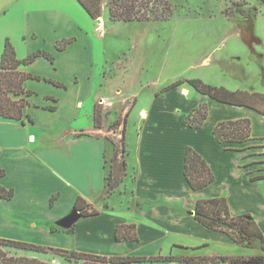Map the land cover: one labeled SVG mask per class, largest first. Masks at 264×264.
Returning <instances> with one entry per match:
<instances>
[{
    "label": "crops",
    "instance_id": "crops-1",
    "mask_svg": "<svg viewBox=\"0 0 264 264\" xmlns=\"http://www.w3.org/2000/svg\"><path fill=\"white\" fill-rule=\"evenodd\" d=\"M87 23L84 17L77 21L69 17L60 29L53 28L54 46L39 51L50 53L54 60L40 55L20 67L41 76L24 81L25 89L31 91L25 95L29 103L24 120L0 116V169L5 170L0 185L15 191L12 198L0 197V238L108 257L161 255L177 259L116 264H190L191 250L198 253L203 246L238 245L229 234L211 230L195 218L197 201L213 197H226L231 214L250 213L264 231V179H253L264 173L256 171V163L248 161L251 156L247 154L264 138V114L213 100L187 81L154 93L147 104L140 103L134 91L131 109L123 111L127 113L124 156L114 163L122 164L125 173L114 191L107 193L112 143L96 125L95 108L97 100L101 104L109 95L115 99L126 91L117 87L114 94L103 92L110 73L109 51L101 46L97 60L96 27L89 29ZM65 38L74 40L60 50L57 42ZM15 49L19 55L17 46ZM19 57L24 59L27 54ZM99 75L102 80L97 85ZM203 103L209 107L203 126L185 125L186 116ZM239 118L252 121L253 139L241 144L219 143L213 134L216 125ZM131 123L136 130L134 154L128 148ZM188 146L207 160L215 174V179L200 189H193L185 176ZM78 197L99 213L80 215L68 226L64 219ZM120 224H135L139 239L118 241ZM209 249L203 251L208 258L229 257ZM25 255L52 264L82 262L46 252Z\"/></svg>",
    "mask_w": 264,
    "mask_h": 264
},
{
    "label": "rangeland",
    "instance_id": "rangeland-1",
    "mask_svg": "<svg viewBox=\"0 0 264 264\" xmlns=\"http://www.w3.org/2000/svg\"><path fill=\"white\" fill-rule=\"evenodd\" d=\"M113 1L133 3V0H102L101 16L94 19L78 0H0V63L7 39L17 46L18 57L26 54L28 57L39 49L49 51L46 45L54 46L56 37L53 28L60 29V24L69 17L75 21L84 17L89 29L96 27L97 60L100 61L101 46L109 51L110 73L103 92L111 90L114 94L117 87L126 91L115 99L109 95L106 105L97 100L95 108L96 125L103 128L100 133L112 143L108 165L118 172L113 178L118 185L125 172L122 164L114 165V157L124 156L122 137L127 113L123 111L126 107L131 109L135 90L142 104H147L154 93L162 92L168 85L193 78L230 90L264 92V0H137L135 21L112 20L109 3ZM30 49L33 51L27 53ZM119 64L123 66L121 72L117 68ZM101 80L99 75L97 85ZM173 99L176 102V97ZM178 106L182 111V106ZM129 126L128 148L134 154L136 130L133 123ZM114 138L118 139L117 143ZM263 153L264 139L247 151L251 156L248 161L256 163V171L261 173H264V164L259 161L264 159ZM232 227L239 240L237 246H203L198 253L191 250L189 260L192 261L184 260L190 264H227L226 260L228 264H236L237 258L264 255V243L254 236L250 219H242L239 226ZM163 246L168 252L166 242ZM209 247L208 252L229 257L208 258L203 251ZM3 248L8 255L16 256L36 252Z\"/></svg>",
    "mask_w": 264,
    "mask_h": 264
},
{
    "label": "trees",
    "instance_id": "trees-1",
    "mask_svg": "<svg viewBox=\"0 0 264 264\" xmlns=\"http://www.w3.org/2000/svg\"><path fill=\"white\" fill-rule=\"evenodd\" d=\"M85 10L94 19L101 16L102 0H78ZM109 11L111 19L114 21H135L137 20V0H133L132 4L118 1L109 3ZM143 19V18H142ZM73 38H65L57 43V47L63 50L71 43ZM45 55L49 59L54 60L53 55L46 51H37L30 54L24 59H20L17 55L14 45L9 39L6 40L0 63V116L24 120V108L29 103L25 95H30L31 91L26 90L24 81L28 78L40 79L41 76L20 69L23 65L32 63L38 56ZM189 84L198 92L209 96L211 99L228 103L232 105L248 106L258 112L264 114V92L247 90H230L224 86H212L204 83L200 79H188ZM185 82L184 80L176 81L163 90L167 91ZM209 107L207 103H203L196 107L184 119L183 123L190 127L200 128L203 126L208 116ZM252 121L249 118H239L220 121L214 131L215 139L221 144L229 143H245L252 138ZM264 139V138H263ZM124 143V140L123 142ZM124 148V147H123ZM227 149H232L228 147ZM125 150V149H124ZM244 150V149H237ZM1 153V149H0ZM264 154V153H263ZM116 160V157H114ZM264 163V159L259 161ZM264 170V169H263ZM118 172L112 167L107 175L106 189L110 194L114 191L117 184L113 180ZM5 175V170L0 169V177ZM185 176L193 189H200L210 184L215 179V174L207 162V160L197 152L192 146H188L185 155ZM253 179H264V174ZM117 182V181H116ZM115 185V186H114ZM15 194L13 188H6L0 185V197L12 198ZM56 197L52 199L54 202ZM74 209L78 210L81 215H94L99 211L93 208L82 197H78ZM195 218L205 227L211 230L222 231L229 234L237 244L239 240L235 231L232 229L234 225L239 226L242 219H250L253 224L254 236L261 239L264 243V231L250 213L233 215L226 197L205 198L197 201L195 206ZM231 226V227H230ZM116 238L122 240H138L139 236L136 231L135 224H120L116 229ZM3 246H10L18 249L32 250L36 252H46L58 254L67 259L82 261L81 264H110L123 263L133 261H159V260H177L174 256H102L68 249L46 247L29 242L0 238V264H52L51 262L42 260L37 257L8 255ZM227 259V258H226ZM234 259V258H233ZM227 264L229 263L228 260ZM236 264H264V255L237 258Z\"/></svg>",
    "mask_w": 264,
    "mask_h": 264
},
{
    "label": "water",
    "instance_id": "water-1",
    "mask_svg": "<svg viewBox=\"0 0 264 264\" xmlns=\"http://www.w3.org/2000/svg\"><path fill=\"white\" fill-rule=\"evenodd\" d=\"M98 22H101L100 18L98 19ZM80 215L81 214L78 210L73 209L71 214L64 219L65 224L68 226L72 225L77 220V218H79Z\"/></svg>",
    "mask_w": 264,
    "mask_h": 264
},
{
    "label": "built area",
    "instance_id": "built-area-1",
    "mask_svg": "<svg viewBox=\"0 0 264 264\" xmlns=\"http://www.w3.org/2000/svg\"><path fill=\"white\" fill-rule=\"evenodd\" d=\"M101 104H107L106 100L102 99Z\"/></svg>",
    "mask_w": 264,
    "mask_h": 264
},
{
    "label": "flooded vegetation",
    "instance_id": "flooded-vegetation-1",
    "mask_svg": "<svg viewBox=\"0 0 264 264\" xmlns=\"http://www.w3.org/2000/svg\"><path fill=\"white\" fill-rule=\"evenodd\" d=\"M262 82L264 83V74H263V80H262Z\"/></svg>",
    "mask_w": 264,
    "mask_h": 264
}]
</instances>
